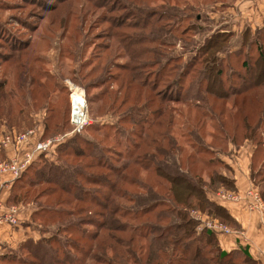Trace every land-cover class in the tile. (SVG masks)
Instances as JSON below:
<instances>
[{
  "label": "trees",
  "instance_id": "obj_1",
  "mask_svg": "<svg viewBox=\"0 0 264 264\" xmlns=\"http://www.w3.org/2000/svg\"><path fill=\"white\" fill-rule=\"evenodd\" d=\"M174 1L110 0L102 7L111 15V33L104 38L116 42L97 45V58L85 59L73 79L97 90L90 99L93 113L119 116L120 127L114 135L89 128L95 136L104 134L100 141L76 135L58 147L57 162L47 160L54 149L43 153L13 182L6 205L34 206L32 224L41 237L0 255L1 263L254 264L247 252L222 251L215 233L200 228L191 212L237 228L209 194L236 190L223 157L246 141L256 147L252 177L264 199V26L254 37L244 30L233 50L234 34L208 28L212 21L198 6ZM67 4L49 10L46 24L62 29L63 54L85 58L90 47L81 32L87 23L71 9L74 3ZM15 5L0 0V15ZM119 13L124 20L114 25ZM0 22V138L31 129L38 134L42 127L37 140H47L70 122L69 103L62 109L49 85L57 78L39 66L50 38L37 35L39 29L31 39L18 35L11 29L26 23L16 14ZM166 47L181 53L163 55L160 48ZM172 78L173 87H165ZM191 105L200 115L187 127L186 148L176 128L185 123L180 107ZM40 109L48 111L43 121L33 117Z\"/></svg>",
  "mask_w": 264,
  "mask_h": 264
},
{
  "label": "rangeland",
  "instance_id": "obj_2",
  "mask_svg": "<svg viewBox=\"0 0 264 264\" xmlns=\"http://www.w3.org/2000/svg\"><path fill=\"white\" fill-rule=\"evenodd\" d=\"M10 1L17 3V5L10 6V8L14 9L12 11L4 10L0 15V21L5 20L8 16H13L16 14L17 16H19V18H21L26 23V25L25 24L24 25L15 24L13 29H11V30L17 31L18 35H20L24 39H31V37L33 36L32 31L34 29H37V30L39 29L37 35L39 34L43 38L44 37L50 38L51 46L49 48V51L44 53V64H39V66L46 73H49L50 75L58 79V80L53 79L51 83L49 84L52 87L53 92L55 94L54 101H58L60 99L61 102L59 103V105H62V109L64 108V103H63L64 101H66L70 105V95H71L70 86L72 85L74 88H79L83 92V94L86 97L87 103H88V115H87L88 125L85 127L84 131L81 134L72 135L73 126L71 124V121L69 120L70 122L67 128L59 132L53 133L48 138V139H53V140L57 139L60 141L56 143V147L54 148V152L56 154L50 157H47V160L52 163L57 162L58 153L56 150L58 149V147L61 144L68 142L70 139H72L76 135H82L89 139L94 138L100 141V138L104 134H101L100 136H95L94 132L92 131L93 129H89L91 127L92 128L99 127L100 133L108 132V133H111V135H114L113 133L114 127H120V124L118 121L119 116H114L111 113L104 114L105 112L100 114L98 113V111L96 112L97 109H95L93 113L92 104L90 103V99L91 97H93L95 93H97V90L87 91L84 86L77 83L73 79L74 77L78 76L76 71L79 69L80 65L83 62H85V59L91 56L92 57L94 56L93 59L97 58V54H98L97 45H102L105 43L112 44L116 42L115 40L111 38L109 41H107L108 38H104L106 35H109L111 33L110 31L111 24H110V21H108L111 15L108 14L106 9H103L102 7H104V5L106 7L110 6L111 4L110 0H10ZM67 1H68V4L73 5L74 3L71 9L79 11L78 13L79 20L83 19L85 20L84 23H87V27L86 28L84 27L85 31L81 32L83 35L81 40H85V42H87V45L90 47L88 49V53L85 58L83 57L82 58H76V57L70 58L69 55L63 54V51L61 50V48L64 47L67 41H65L63 44L62 39H64V37L62 38V34H61L62 29L58 27H50L49 24L48 25L46 24L49 18H52V15H53L49 12V10L62 9V5L66 3ZM169 1L171 3L175 2L174 0H169ZM185 1H187L188 4L190 5L198 6V11H200L201 15L203 14L204 16H207L210 18V20L212 21L210 22L211 24L209 25L205 23V26L209 25L207 26L208 28H213L214 30H221V31L223 29V31L225 32L227 31V32H231L232 34H234V37L231 38L230 44L233 46L232 48L233 50L238 49L239 42L241 40V33L243 31L241 33L240 32L238 33L236 30L235 31L226 30L225 29L227 25L225 23L226 14L224 15V14H220V11L219 13L214 11V9L217 10V8L221 9V7H224L226 4H232L234 0H199V2L197 1L194 2L192 0H185ZM161 3L163 2L159 1V5H161ZM8 8H9L8 6H5V9H8ZM120 15L121 14L119 13L113 16L114 25L124 20L123 17ZM136 19L137 18L135 17L133 18L134 22H132V24L137 25L136 23H138L137 22L138 20ZM46 29L49 30L48 34H47ZM254 33L255 32L252 31V34H253L252 37L256 35ZM1 43L3 44V42L0 40V55L1 53H5V50L2 48ZM117 44H118L117 46L120 48L121 44L119 45L118 42ZM119 48H117V50L119 54L122 55L123 50ZM178 49H180V44L178 45ZM160 51L162 52L163 55H167V56H173L176 53H181L180 50H176L175 52L174 49L169 48V47L160 48ZM119 61L120 63H122L126 60L120 59ZM98 63L100 62L97 61V64ZM97 64H94V66L98 67ZM174 79L175 78L166 79L167 82L164 83L165 87H170V88L173 87L172 85L174 84ZM53 81H55L57 85H53ZM79 89H77L76 96H78V93L81 94V91ZM173 91H175V89ZM127 106L128 104L126 105V107ZM94 108L96 107L94 106ZM180 109L181 110L178 111V113L181 116L183 115V118L185 117V123L184 124L181 123L179 124V126H177L176 137L178 139V142L182 146L189 148V142H188V137H187V131H188L187 127L192 128L193 125L195 124L193 120L196 117H198L200 114L196 111L195 106L193 105H191V109H183L181 107ZM43 110L44 109H40L37 115L34 114L33 117H35L36 120L42 119L41 121H43L45 117V113H43ZM70 110H71V105H70ZM44 111L46 113L48 112L47 109ZM68 118L70 119V113H69ZM183 118L181 117L182 120ZM210 122L211 121L208 119L207 124L205 126V131L208 134V136L206 137V141L208 143L211 141V137L209 134L213 132V127ZM201 134H203V132H201ZM258 159H259L258 162L260 166V164H262L263 162L262 161L263 155L261 156V158H258ZM225 173L230 176L229 171L225 170ZM27 188L28 186L24 187V192L26 191ZM29 202L32 203V200H29ZM0 264H3V263L0 262Z\"/></svg>",
  "mask_w": 264,
  "mask_h": 264
},
{
  "label": "crops",
  "instance_id": "obj_3",
  "mask_svg": "<svg viewBox=\"0 0 264 264\" xmlns=\"http://www.w3.org/2000/svg\"><path fill=\"white\" fill-rule=\"evenodd\" d=\"M214 11L226 14V30H236L241 33L248 28L254 31L264 26V0H234L232 4L225 5L221 9H214ZM42 129V127L39 128L40 133L38 132V134L36 131L35 136L30 139L29 145L38 141L37 137L43 134ZM255 150V145L246 141L239 149L231 146L230 153L223 157L231 169L229 174L235 181V191L240 194L246 193L253 187L258 188L252 177ZM2 151V157L5 160L18 153L13 146H8ZM12 185L13 183L8 182L7 178L0 181V198L5 205L10 196ZM209 198L223 206L237 224V228L231 227L235 231L234 234H215L221 250L226 253L244 251L250 255L254 264H264V210L248 212L244 209L243 203L222 201L214 193H210ZM34 210L32 205L20 209L18 218L21 225L19 227H12L0 221V255L12 254L19 251L27 241L40 239V233L32 224ZM6 211H0V217Z\"/></svg>",
  "mask_w": 264,
  "mask_h": 264
},
{
  "label": "built area",
  "instance_id": "obj_4",
  "mask_svg": "<svg viewBox=\"0 0 264 264\" xmlns=\"http://www.w3.org/2000/svg\"><path fill=\"white\" fill-rule=\"evenodd\" d=\"M77 89L70 86V121L73 126V134H81L88 125V103L85 95L81 91L82 96H76ZM36 134L35 129H31L26 133L16 134L9 133L0 138V149H6L8 146L16 148L18 153L11 158H0V181L7 178L8 182L13 183L21 174L35 161V159L46 152L51 151L56 147V143L60 140L47 139L37 141L29 145L30 139ZM27 145V146H26ZM25 147H28L27 149ZM222 201H232L243 203L244 209L248 212H261L264 210V199L257 187L249 189L246 193L240 194L236 191L220 189L213 192ZM7 210L4 215L0 217V221L12 227H17L20 224L18 213L20 208L18 206L8 207L0 198V211ZM192 217L200 222V228H206L215 234H234L235 231L220 222L218 219L210 217L199 211H192Z\"/></svg>",
  "mask_w": 264,
  "mask_h": 264
},
{
  "label": "bare ground",
  "instance_id": "obj_5",
  "mask_svg": "<svg viewBox=\"0 0 264 264\" xmlns=\"http://www.w3.org/2000/svg\"><path fill=\"white\" fill-rule=\"evenodd\" d=\"M78 96H81V94H80V93H78Z\"/></svg>",
  "mask_w": 264,
  "mask_h": 264
}]
</instances>
